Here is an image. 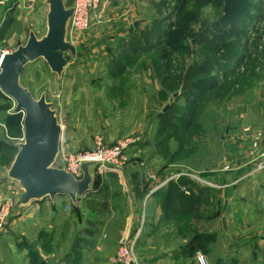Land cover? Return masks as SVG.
<instances>
[{"label": "rangeland", "instance_id": "obj_1", "mask_svg": "<svg viewBox=\"0 0 264 264\" xmlns=\"http://www.w3.org/2000/svg\"><path fill=\"white\" fill-rule=\"evenodd\" d=\"M65 3L72 6V0ZM101 5L85 30H69L68 41L79 51L60 79L39 59L20 80L34 99L45 94L52 104L68 155L100 153L111 165L95 169L94 187L101 188L94 201L111 215L102 225L115 245L110 259L121 264L123 241L133 238V264H197L199 255L204 264H254L255 254L242 255L236 238L221 235L220 190L212 182L226 169L222 140L234 131L255 134L264 127V0ZM46 10L45 0H0V56L24 45L29 31L43 36ZM232 26L244 34L231 33ZM222 61L231 68L226 75L215 70ZM212 77H221L218 85L199 98L196 88ZM13 109L0 92L1 174L23 141V115ZM54 166L65 168L60 156ZM130 186L138 214L126 233ZM150 198L154 213L148 218ZM60 204L63 220L78 208L66 206V199ZM11 219L0 233L11 231ZM72 221L70 232L81 227ZM156 247L163 252L153 254Z\"/></svg>", "mask_w": 264, "mask_h": 264}, {"label": "crops", "instance_id": "obj_2", "mask_svg": "<svg viewBox=\"0 0 264 264\" xmlns=\"http://www.w3.org/2000/svg\"><path fill=\"white\" fill-rule=\"evenodd\" d=\"M131 9H128L127 16H132ZM249 132L248 128L243 132L234 131L222 140L223 165L228 169L222 170L212 183L220 190L221 235L227 239L236 238L240 244L239 253L245 255L251 251L256 255L254 264H264V168L254 171L256 165L264 160V143L259 142L253 147L254 134ZM100 189L81 198L78 208L64 220L59 217L58 209L63 199L69 205L66 197H57L54 202L43 200L21 209L11 219V231L0 233V264H116L110 259L115 245L113 243L112 246L113 241L105 234L106 228L102 227L104 217L111 216L107 213L109 209L94 201ZM129 190L128 198L124 196L126 202L129 200V204L124 202L128 217L123 229L126 233L128 228H134L138 214L134 190L131 186ZM141 190L144 191L143 187ZM5 195L16 197L10 182L0 184V201ZM153 202L154 199L150 198L145 205L147 217L154 213ZM74 217L76 225L81 227L70 232L68 226L73 224ZM148 228H144V233L147 234ZM161 252L156 247L153 254ZM158 262L163 264L158 259L155 263L142 264Z\"/></svg>", "mask_w": 264, "mask_h": 264}, {"label": "water", "instance_id": "obj_3", "mask_svg": "<svg viewBox=\"0 0 264 264\" xmlns=\"http://www.w3.org/2000/svg\"><path fill=\"white\" fill-rule=\"evenodd\" d=\"M45 5L44 35L37 38L29 31L24 45L0 58V92L13 101V113L23 115V141L16 145L18 151L8 170L0 173V181L8 180L16 192L11 218L29 204L54 202L57 197H66L76 208L79 198L94 192L95 169L111 167L105 162L84 161L77 179L54 166L60 152L62 125L45 94L34 99L20 79L25 68L39 59L60 79L79 48L68 41L73 6H66L65 0H45Z\"/></svg>", "mask_w": 264, "mask_h": 264}, {"label": "built area", "instance_id": "obj_4", "mask_svg": "<svg viewBox=\"0 0 264 264\" xmlns=\"http://www.w3.org/2000/svg\"><path fill=\"white\" fill-rule=\"evenodd\" d=\"M102 0H72V6L74 8L72 19L69 23V30L83 31L89 24L92 14L96 12L101 6ZM2 56V55H1ZM0 56V58H1ZM63 138V137H62ZM61 138V146L59 156L65 163V170L73 175L75 178L81 177L80 164L84 161H100L103 163L100 153H85L77 154L76 156L68 155L62 146L63 139ZM264 143V127L254 134L252 146L256 147L257 143ZM58 156V158H59ZM264 168V160L260 161L255 168L256 171H261ZM228 169V168H227ZM226 169V170H227ZM15 202V197L0 201V230H2L7 222L10 220V210ZM69 207V205H66ZM68 207H65L67 209ZM134 245L133 238H127L123 241L124 248L122 253H118V260L121 264H133L135 263L134 256L132 254V248ZM197 264H204L203 258L197 256Z\"/></svg>", "mask_w": 264, "mask_h": 264}, {"label": "trees", "instance_id": "obj_5", "mask_svg": "<svg viewBox=\"0 0 264 264\" xmlns=\"http://www.w3.org/2000/svg\"><path fill=\"white\" fill-rule=\"evenodd\" d=\"M229 31L233 34H239V33L244 34L243 29L239 28L238 26H232L231 28H229ZM236 57H237V55L233 58V60H235ZM165 58H166V55L162 54L161 59H165ZM236 61H237V58H236ZM217 63H219V62H217ZM221 63L222 64H221L220 68H219L220 65L215 63L216 65H218V66H215L216 67L215 70L216 71L221 70L222 75H224V74L226 75L227 73H229V69H231V68L229 66L225 67V62L222 61ZM232 63L235 64V61H233ZM220 78H218V77L208 78L203 83H201V85L196 88V90L198 91V93H197L198 97L200 98L201 96H203L204 93H206L210 90H213L218 85ZM194 103H196V102H193V104L191 103L190 113H192L194 111V107H195ZM160 120H161V122H166L167 121L166 115L161 116ZM170 214H171V211H168L167 215H170Z\"/></svg>", "mask_w": 264, "mask_h": 264}]
</instances>
